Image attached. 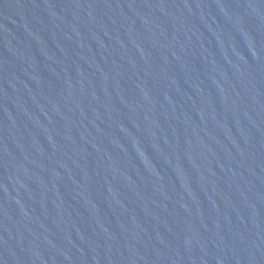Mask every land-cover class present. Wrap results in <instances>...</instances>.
Masks as SVG:
<instances>
[{"label": "water", "instance_id": "water-1", "mask_svg": "<svg viewBox=\"0 0 264 264\" xmlns=\"http://www.w3.org/2000/svg\"><path fill=\"white\" fill-rule=\"evenodd\" d=\"M0 264H264V0H0Z\"/></svg>", "mask_w": 264, "mask_h": 264}]
</instances>
